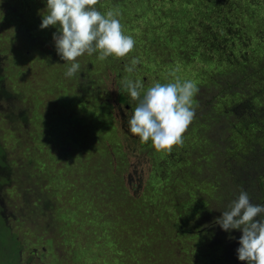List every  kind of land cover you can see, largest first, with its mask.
<instances>
[{"label": "rangeland", "instance_id": "obj_1", "mask_svg": "<svg viewBox=\"0 0 264 264\" xmlns=\"http://www.w3.org/2000/svg\"><path fill=\"white\" fill-rule=\"evenodd\" d=\"M220 3L231 5L235 26L219 57L222 16H211L213 34L210 0H99L101 13L120 12L134 49L104 61L85 54L69 78L52 39L58 26L39 27L46 0H0L2 85L17 94L0 96L10 167L0 205L22 245L19 264H246L236 254L241 231L216 219L241 190L264 205V68L220 67L241 57L240 35L264 31V0ZM210 42L214 62L202 73L197 50ZM248 56L246 69L256 61ZM133 58L140 63L129 74ZM170 73L197 84L198 106L183 146L157 152L128 131L136 102L121 82L139 79L146 90L173 82ZM217 87L228 93L220 104Z\"/></svg>", "mask_w": 264, "mask_h": 264}, {"label": "clouds", "instance_id": "obj_2", "mask_svg": "<svg viewBox=\"0 0 264 264\" xmlns=\"http://www.w3.org/2000/svg\"><path fill=\"white\" fill-rule=\"evenodd\" d=\"M99 0H46V14L41 15V29L57 27L52 39L60 59L69 62L66 77H73L81 68L78 58L98 53L97 59L110 56L123 58L133 51L135 39L124 32L119 19L120 12L109 9L101 13L95 6ZM139 58H133L125 71L136 70ZM173 82H154L146 90L141 80L125 78L121 90L136 102L132 115L127 120L128 131L142 143L151 141L157 151L171 153L174 146H183V134L192 123L196 107L194 97L199 93L192 80H181L175 73ZM264 205L251 202L249 194L241 190L216 219L222 230L241 231L239 261L246 264H264Z\"/></svg>", "mask_w": 264, "mask_h": 264}, {"label": "trees", "instance_id": "obj_3", "mask_svg": "<svg viewBox=\"0 0 264 264\" xmlns=\"http://www.w3.org/2000/svg\"><path fill=\"white\" fill-rule=\"evenodd\" d=\"M212 3V6L215 8V11L213 13H208V17L206 19V24L209 25V28L211 30V32L213 34H218V32L216 31V29H214V25H213V21L211 19H214L213 17H211L213 14H216V17H221L222 16V22L221 25L218 29L219 30V36L222 38L220 45L218 46V53H219V57L220 56H224L225 54V48L229 47L228 42L232 41V38L230 37L232 34H234L233 32V28L235 26L234 23H230L229 19H228V14L230 11H232L231 9V5H226L225 3H220L219 5L217 4V2L219 0H210ZM237 34H239V32H237ZM229 40V41H228ZM252 40V41H251ZM254 40V42H253ZM225 42V45H221L222 42ZM239 42H240V48H243V50L241 51V57L243 60H239L237 59L236 62H232L229 65H225L224 67H220V69L222 68V71H225L226 69H230L232 70L234 67H243V69L245 70V73H250V75H253L255 73H259L263 68H264V59L261 60L262 58H264L263 56H260L261 51H263L264 49V31L261 32H257L255 34V39L254 38H250L247 36H242L240 35L239 38ZM213 49V44L210 42L208 46L204 47L202 46V51L199 52L197 50V53L200 54L201 56V61H202V66L199 70H202V73H207L208 70L211 71L210 66L211 64L214 62V55L211 54ZM230 50L234 52V46H230ZM251 53V57L253 54V58L256 59L255 61V65L251 66V68H245L246 63L245 61H247L249 59L248 54ZM230 58V56H227V60ZM203 59V60H202ZM225 61L222 59L218 60V63H224ZM231 62V59H230ZM250 63V62H249ZM1 68H2V62H1V56H0V96H3L7 99V101H10L11 99H13L14 97L16 98L17 94L14 92H10L9 90H7L6 88L3 87V81H4V75L3 73H1ZM249 69V71H248ZM198 70V71H199ZM233 72V71H231ZM230 72V73H231ZM263 73V72H260ZM230 75H227L226 77H224V79H222V83H224V85L227 84V82L229 81ZM215 81V80H214ZM211 85L214 84V82L210 83ZM228 85V84H227ZM231 85V84H229ZM228 93L220 90L218 87L217 89L212 91V103L214 104H220L223 102V99L227 98ZM261 95H264V93H261ZM251 96H255L251 95ZM117 99L119 101V103H125V106L127 105L126 102V96L123 95L121 92H119ZM5 113H8V109L5 108ZM132 115V114H131ZM21 119H25V115L22 114ZM6 151H5V147L3 146L2 142H0V202L2 201V195H1V191L2 188L4 187L3 184H7L9 181V173H10V167L9 164L6 160ZM7 235H10V237H7ZM8 239H11L8 241ZM21 250H22V245L20 240L17 238V236L15 235V233L12 232L11 228L9 227V225L6 223V220L3 218V214H2V209H1V205H0V264H19L20 262V254H21Z\"/></svg>", "mask_w": 264, "mask_h": 264}]
</instances>
